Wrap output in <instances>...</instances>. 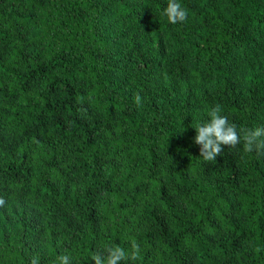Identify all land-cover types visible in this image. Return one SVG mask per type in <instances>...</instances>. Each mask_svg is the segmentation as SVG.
<instances>
[{"label": "trees", "instance_id": "1", "mask_svg": "<svg viewBox=\"0 0 264 264\" xmlns=\"http://www.w3.org/2000/svg\"><path fill=\"white\" fill-rule=\"evenodd\" d=\"M178 2L0 0V264H264V155L193 142L264 126V0Z\"/></svg>", "mask_w": 264, "mask_h": 264}, {"label": "clouds", "instance_id": "2", "mask_svg": "<svg viewBox=\"0 0 264 264\" xmlns=\"http://www.w3.org/2000/svg\"><path fill=\"white\" fill-rule=\"evenodd\" d=\"M162 15L167 17L171 24L181 23L187 20L188 13L182 7L178 0H168L167 6L163 9ZM134 102L137 106L142 103L139 93L134 95ZM209 119L195 125L196 135L193 142L200 146V157L205 161H213L217 159L223 151V146L235 148L243 140V148L245 152L255 151L258 155H264V126L255 128H240L230 123L227 116L222 115L220 105H216L208 110ZM5 200L0 197V207L4 206ZM140 254V245L135 241H131V251L126 252L120 246L106 247L104 253H93L91 255L95 264H120L123 260L131 259L135 261ZM29 264H40L38 255H33ZM54 264H71L68 255L57 256Z\"/></svg>", "mask_w": 264, "mask_h": 264}]
</instances>
